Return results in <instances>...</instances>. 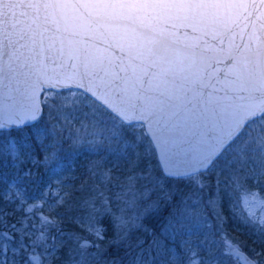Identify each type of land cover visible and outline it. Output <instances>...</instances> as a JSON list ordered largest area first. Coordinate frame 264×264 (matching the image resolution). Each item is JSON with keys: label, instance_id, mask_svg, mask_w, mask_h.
Returning a JSON list of instances; mask_svg holds the SVG:
<instances>
[{"label": "snow or ice", "instance_id": "6c2138e0", "mask_svg": "<svg viewBox=\"0 0 264 264\" xmlns=\"http://www.w3.org/2000/svg\"><path fill=\"white\" fill-rule=\"evenodd\" d=\"M0 264H264V0H0Z\"/></svg>", "mask_w": 264, "mask_h": 264}, {"label": "trees", "instance_id": "16d2710c", "mask_svg": "<svg viewBox=\"0 0 264 264\" xmlns=\"http://www.w3.org/2000/svg\"><path fill=\"white\" fill-rule=\"evenodd\" d=\"M67 160L65 161L66 165H75V173L76 175L80 174L81 172H83L82 170V166L84 165V160L81 159L80 156L75 157L74 159H71L72 156L71 155H67L64 156ZM71 171L70 167H66L64 174L67 175L68 172ZM46 181V182H45ZM49 181V175L48 173L43 169L40 168L39 169V177H38V182H35L33 187L31 189H36L37 191H40L41 189H43L44 185Z\"/></svg>", "mask_w": 264, "mask_h": 264}, {"label": "rangeland", "instance_id": "374dc122", "mask_svg": "<svg viewBox=\"0 0 264 264\" xmlns=\"http://www.w3.org/2000/svg\"><path fill=\"white\" fill-rule=\"evenodd\" d=\"M63 155V154H62ZM67 157V156H66ZM81 159L84 160V164L86 163L87 160L89 159H94L95 157H91V156H88L87 153H85L84 155H81L80 156ZM68 158V157H67ZM71 159H74L73 157ZM67 159L64 157V162L66 161ZM83 169V168H82ZM84 170V169H83ZM82 170V171H83ZM46 182V181H45ZM42 190V189H41ZM40 190V191H41ZM39 191H37L36 189H30V194L34 197L36 195H38Z\"/></svg>", "mask_w": 264, "mask_h": 264}]
</instances>
